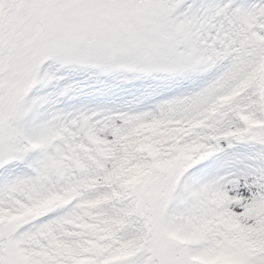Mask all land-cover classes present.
<instances>
[{
	"label": "snow or ice",
	"instance_id": "6c2138e0",
	"mask_svg": "<svg viewBox=\"0 0 264 264\" xmlns=\"http://www.w3.org/2000/svg\"><path fill=\"white\" fill-rule=\"evenodd\" d=\"M0 264H264V0H0Z\"/></svg>",
	"mask_w": 264,
	"mask_h": 264
}]
</instances>
